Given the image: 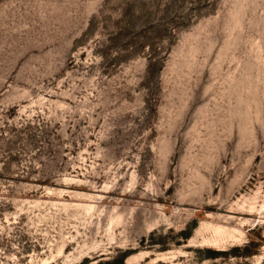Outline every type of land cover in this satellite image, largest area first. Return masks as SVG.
Here are the masks:
<instances>
[{
	"label": "rangeland",
	"instance_id": "374dc122",
	"mask_svg": "<svg viewBox=\"0 0 264 264\" xmlns=\"http://www.w3.org/2000/svg\"><path fill=\"white\" fill-rule=\"evenodd\" d=\"M0 264H264V0H0Z\"/></svg>",
	"mask_w": 264,
	"mask_h": 264
}]
</instances>
